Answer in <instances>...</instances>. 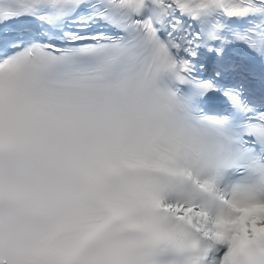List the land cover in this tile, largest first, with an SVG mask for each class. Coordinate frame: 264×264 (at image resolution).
Here are the masks:
<instances>
[{"label": "snow or ice", "instance_id": "1", "mask_svg": "<svg viewBox=\"0 0 264 264\" xmlns=\"http://www.w3.org/2000/svg\"><path fill=\"white\" fill-rule=\"evenodd\" d=\"M0 264H264V0H0Z\"/></svg>", "mask_w": 264, "mask_h": 264}]
</instances>
